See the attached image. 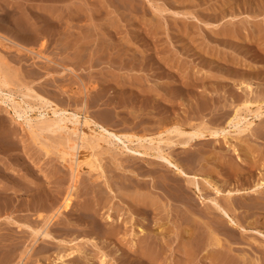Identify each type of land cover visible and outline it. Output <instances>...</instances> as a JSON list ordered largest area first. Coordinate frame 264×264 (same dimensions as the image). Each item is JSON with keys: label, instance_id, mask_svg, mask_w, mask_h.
Returning a JSON list of instances; mask_svg holds the SVG:
<instances>
[{"label": "rangeland", "instance_id": "obj_1", "mask_svg": "<svg viewBox=\"0 0 264 264\" xmlns=\"http://www.w3.org/2000/svg\"><path fill=\"white\" fill-rule=\"evenodd\" d=\"M4 6L17 16L6 23L0 14V63L15 76L4 93L11 89L36 103L34 95L39 93L68 111L80 109V116L86 112L104 119L115 131L156 133L161 120L167 126L174 121L183 126H215L224 119L221 125H226L238 105L264 93V0H0V8ZM28 18L32 24L39 22L40 29L30 30L28 24L29 31L23 32L17 22L26 23ZM249 80L257 83L252 89L246 86ZM0 118V264H172L180 256L178 231L185 222L179 216L188 213L190 206L174 201L175 193L168 188L153 186L163 169L148 165L150 156L143 159L106 145L92 150L99 170L85 167L75 180V172L57 150L64 133L32 132L8 100L0 103ZM233 129L226 139L221 135L196 142L188 150L181 145L171 149L189 174L208 175L218 182L221 193L199 178L206 197L224 201L230 188L252 186L263 177L264 137L249 132L243 137ZM249 146L255 153L247 161L244 152ZM140 178L147 185L142 190L152 188L149 192L157 197V206H148L147 212L132 209L127 198ZM180 183L193 207L204 208L205 202L184 177ZM68 189L74 195L73 206L60 209L59 218L56 214L45 223L38 214L46 218L52 214L53 198L59 197L58 209ZM236 211L240 216L245 213L241 207ZM254 218L247 217L244 224L251 220L254 226L248 224L264 232V222ZM110 223L121 225L115 236L107 235ZM149 229L153 238L144 243ZM47 230L55 239L44 237ZM236 235L239 242H233V254L264 263V238L254 231L247 232L246 239L238 230ZM223 238L228 245L230 237ZM145 244L156 246L155 250L144 249ZM159 246L162 252L151 261ZM213 250L200 249L191 264H222L212 257Z\"/></svg>", "mask_w": 264, "mask_h": 264}, {"label": "bare ground", "instance_id": "obj_2", "mask_svg": "<svg viewBox=\"0 0 264 264\" xmlns=\"http://www.w3.org/2000/svg\"><path fill=\"white\" fill-rule=\"evenodd\" d=\"M53 1H59V0H53ZM77 10H79V9H77ZM0 11H2L0 14L2 15V18H3V20L6 21V23L17 19L16 18L17 16L15 15V13H16L15 10L10 8V7H7V6L1 7ZM50 11H53V10H50ZM54 13L55 12L53 11L50 14H54ZM58 16H60V15H58ZM29 19H31V18H28V21L26 23L23 22L22 20L17 22L19 24V26L22 28V30L27 29V32H28L30 29L29 28L30 25L32 26V29H30V30L40 29V26L38 25L39 22H37L38 24L36 22L32 24V22H30ZM61 20H62V18H61ZM53 21H55V20H53ZM46 22H45V24H46ZM28 24H30V25H28ZM45 24H43V22H42V24H40V25H44V27H45ZM58 25H60V24L58 23ZM50 27H54V26L52 25ZM21 28H20V30H21ZM23 32H24V30H23ZM23 32H21V33H23ZM44 32H45V30H44ZM40 33L38 35H40ZM41 42H42L41 46L43 48L44 42H43V40ZM27 49H28V47H27ZM42 51L43 50H39L37 52V54L42 55ZM2 64H4V63H2ZM11 71L12 70H10L6 73L5 68H3V66L0 63V103H3V102H5V100H8V102L10 103V106L14 110L15 114L17 116H19L20 118L22 117L23 120L26 122V124L29 125L30 130L34 133L44 134L45 132H54V133L62 132L65 134L63 141L58 144L57 150L60 152L59 158L61 157V159L64 160L65 163H68L72 169V172H75V175H76L75 177H77V178L74 177L75 180L78 179L80 172L85 167L89 168V170H96L99 168L98 164L96 163L97 158L93 156L94 154H93L92 150L99 149V148L104 147L106 145L115 146L119 150V152L128 151V152L133 153V154L136 153L137 154L136 156L139 155V157L141 156L143 159H145V156H150L148 158L146 157L148 165L149 164L150 165L159 164V167L155 168V169H159V168L161 169L162 168L163 172H161L159 170V175L157 176L158 181H155L153 186H156L155 188H157V187L168 188L167 191L170 190V193H171V191H173V193L176 194V195L174 194V196L172 198V199H174V201L175 200L182 201V203L185 202L188 206H190V211H189L190 214H188L189 212L187 213V210H186V213H182L179 216V217H183V218H180V221H182V223L185 222L184 226L182 224H180V225H182V228L180 227L181 229H179V231H178L179 237L181 239L179 242V251L181 254H180V256L177 255L178 258H176V260L172 264H191L194 261V258L197 255L198 251H200V249H202V248L208 249V247H212L214 250L215 249L217 250L216 253H214V250H213V254H211V255H212V257H214V259L216 261L221 260L223 262L222 264H240V263L241 264H264V263H262V261H257L256 259H258V258H256V257H255L256 259L255 258L249 259V258H247V256L246 257L244 255L242 256V253H240L241 257H238V255H235V253L233 254V252H232L234 250V248L232 246V244H234L233 242H239V241H237L238 237L236 235V230L241 232V235L244 237V239L248 238L247 232H249V231H254V232L260 234L264 238V232L262 230H260L258 228H253L251 226V224H248V223H252L251 220L247 221L248 222L247 225H245L246 223L244 224V221L247 219V217H250V216L252 217V215H253V218L255 217L254 218L255 222L256 221L258 222L260 220L262 222H264V174H263V177H260L259 179H256L255 181H253L252 186L249 185V186L243 187V188H239V187L230 188L229 190L226 191L225 196H224L225 200L223 201L219 197H206V196H204L202 193L203 189L200 186L199 178L201 177L200 179H204L206 181V183H208L209 185H213V187L215 188L217 193H221L222 189L219 186L217 181H214L212 179V177H210L208 175H204V174L203 175H197V174L192 175V174H189L188 171L186 170V168L183 167L184 166V165H182L183 163H181V161H178V159L173 157V154H171L172 153L171 149L177 145H181L185 150H188L190 148V146H192L194 143L199 142L203 139L207 140V139L213 138V137H215V138L218 136L221 137V135L224 136V138L226 139L228 137V134L232 132V130H230V128H232V127L234 128L233 129L234 133L241 134L243 137H244L243 134H245L246 132L247 133L249 132L252 136H255V137H264V93L261 96H259V98H256V99H246L244 101L242 100L243 102L236 107L233 115H231L229 120L226 122V125H221L224 122V119L219 120L216 123L217 125L215 124V126L214 125L211 126V125H208L205 123L199 124L197 126H183L178 121H174L170 125L167 126V125H162V122H161L162 120H161L159 122V124H157L159 129H158V131H156V133H155V131L153 132V130L145 131L144 133H141V132L135 133V131L134 132H130V131L120 132L119 130L115 131L114 129H112L108 123L104 122V119L101 120L100 118H94V115H93V117H91L90 114H88L86 112L83 114V116H80L78 114L81 111L80 109H79L80 111L79 110L76 111V109H75V111H68L67 108L59 107L58 104H56L54 101L40 95L39 93H37V94L35 93V95L33 94L34 100H36L37 103L31 102V101H29V99L18 97L11 89H8V91H6L7 93L6 92L4 93V90H5L4 87H9V88L11 87V81H12L11 77L14 76V74H10ZM14 78H15V76H14ZM233 81H235V80H233ZM12 84H13V82H12ZM256 84H254L253 82L251 83L249 80V83L247 82L246 86H248V88L252 89V86H254ZM241 85H243V84H240V86ZM30 90H32V89H30ZM235 91H236V89H235ZM238 92H239V89H238ZM5 95H7V96H5ZM23 95L24 96H31L28 93H24ZM246 96H248V95H246ZM76 98H75V100L78 99V98L77 99ZM250 98H251V96H250ZM236 99L237 98L235 97L234 100H236ZM84 110H85V108H84ZM29 111H34V112H36V114L30 115L28 113ZM224 111L222 108V112H224ZM100 114H102V113H100ZM222 116H224V115H222ZM99 117H101V116H99ZM177 137H179L180 139ZM54 139L56 140V138H54ZM57 140H59V139H57ZM210 140H212V139H210ZM239 140H240V138H239ZM228 142H230V141H228ZM211 143H212V141H211ZM249 144H250V142H249ZM245 148H247V147H245ZM233 149H234V152L237 153L236 157L238 158V160L243 162L244 158L240 155L241 153L239 154L238 148L234 147ZM243 150H245V149H243ZM253 152L255 153V151H253L252 147L249 146L244 152L245 158L247 156H252L251 154H253ZM260 152H262V151H260ZM260 156L264 157V151L262 153H260ZM133 157H134V155H133ZM256 157H254V159ZM127 159H129V158H127ZM263 160L261 161L262 163H263ZM247 161H248V159H247ZM252 163H254V161ZM233 164L236 165L235 163H233ZM253 165L254 164H252V166ZM249 166H251V165H249ZM253 168H254V166H253ZM150 169L148 170L149 173L151 172ZM152 173H154V172H152ZM156 173H157V171H156ZM200 173L202 174V172H200ZM136 175H138V172ZM99 176L101 178V175H99ZM147 176L148 175L146 174V177ZM148 177H150V176H148ZM181 177L185 178L186 182L196 190V192L199 195V197L201 198L202 202H205L204 204H206V205L204 208L201 207L199 209H197V208L195 209L193 207V206H195V204L193 203L194 201L193 202L190 201L191 196H189V194H188L189 192H187V190L183 187L182 183H180ZM137 180L138 181L135 185V187H137V188L134 191H132L131 193H129V194L127 193L128 194L127 198L132 203V206H131L132 209L137 211V210H140L141 208H144L143 211L147 212L146 210H147L148 206H152V205L155 206L157 204L156 203L157 197L155 195L154 196L155 198H154L151 195V193L149 192V190L152 189L151 186L149 187L151 189H149L148 191H143L142 188L147 187V185L141 184V182H140V181H142L141 178L137 179ZM153 180H156V178L155 179L153 178ZM146 181H147V179H146ZM125 182H127V181H125ZM131 183H133V182L131 181ZM108 186H110V185H108ZM70 187H72V184L70 185ZM202 187H204V186H202ZM70 190L68 192H66V195L64 196V198L62 197L63 201L61 200L62 204H60V207L58 206L59 207L58 209H56L55 207L59 201V200H57L59 197L57 199L53 198V201H52L53 205L50 203V206H53L52 207V209H53L52 214H50L49 216L46 214L47 215V218H46L44 213H39L38 217H44L45 219L44 218L43 219H44L45 223H47L48 221L52 222L53 219L55 218L56 214H57V217L60 215L58 213H60V211L63 208L69 209L74 202V200H73L74 195H73L72 191H70ZM125 198H126V196H125ZM247 198H249V199L247 200ZM159 200H158V202H159ZM94 205H95V203H94ZM128 205H129V203H128ZM238 207H241L245 210V213L243 216H240L241 214L238 215L239 213L237 214L236 210ZM93 212L94 213L96 212L95 209ZM116 212H118V211H116ZM258 212L260 214L263 213V215H256ZM88 218H90V217H88ZM110 218L108 220H111ZM123 218H124V216H123ZM90 220L92 221V218ZM24 221L27 222V220H24ZM119 221L121 222V218L119 219ZM252 221H253V219H252ZM94 223H96V222H94ZM24 224L26 226V223H24ZM36 225H38V224H36ZM110 225H109L110 229L108 230L107 235L115 236L116 234H118L121 225H120V223L116 224V225L110 223ZM261 225H262V223H261ZM253 226H254V224H253ZM41 227H42V224H41ZM96 228H97V225H96ZM190 228L192 229V231L189 230ZM66 229H68V228H66ZM94 229H95V227H94ZM95 230H97V229H95ZM143 230H145V229L142 228L141 231H143ZM37 232H38V230L37 231L35 230V234ZM50 233L51 232H49L47 230L44 233V237L53 238V236ZM57 234H59V233H57ZM186 234H189L190 236L188 235L186 237V239H183V236L184 235L186 236ZM98 235H101V233ZM146 235H148V236H144V243L148 242V241L146 242L148 237L153 238L152 232L150 231V229H149L148 234H146ZM224 235H228L230 237V240H233V241L229 240V243L227 245L226 244L227 240L223 238ZM91 236H92V234H91ZM110 236H108V237H110ZM177 237H178V235H177ZM53 239H55V238H53ZM91 239H93V238H91ZM244 239H242V241H244ZM148 240H150V239H148ZM178 241H179V239H178ZM257 241L259 242V239ZM260 241H261L260 245H262L261 244L262 240H260ZM151 244L154 245L153 243H151ZM148 245L149 244H145L144 249H146V250L148 249L151 252L153 250H155L154 247H156V246H151V245L148 246ZM157 248H156V250H157L156 252L158 253V255L157 256L153 255L151 257V261H155L157 259V257L160 255V252H162L161 246H159ZM75 250L77 251L78 249H75ZM78 251H80V250H78ZM81 251H82V249H81ZM22 253H24V252H22ZM66 254H67V252H66ZM73 254H75V253H73ZM150 254L151 253H149V256H150ZM143 255H145V254H143ZM211 255H210V257H211ZM63 256H66V255L63 254L61 257H63ZM149 259H150V257H149ZM158 264H160V263H158Z\"/></svg>", "mask_w": 264, "mask_h": 264}]
</instances>
